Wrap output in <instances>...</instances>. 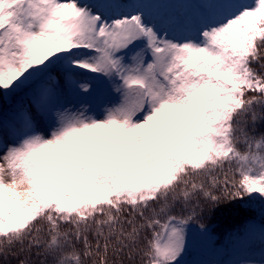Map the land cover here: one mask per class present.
<instances>
[{
  "label": "snow or ice",
  "instance_id": "snow-or-ice-1",
  "mask_svg": "<svg viewBox=\"0 0 264 264\" xmlns=\"http://www.w3.org/2000/svg\"><path fill=\"white\" fill-rule=\"evenodd\" d=\"M163 2L0 0V264H187L264 212V0Z\"/></svg>",
  "mask_w": 264,
  "mask_h": 264
},
{
  "label": "trees",
  "instance_id": "trees-1",
  "mask_svg": "<svg viewBox=\"0 0 264 264\" xmlns=\"http://www.w3.org/2000/svg\"><path fill=\"white\" fill-rule=\"evenodd\" d=\"M3 108L6 110L7 105ZM258 204H260L259 200L245 199V201L221 205L209 218H206L205 223L216 241V246L225 253L221 264H228L235 253L236 247H233L230 238L245 227H252L254 222L260 219ZM245 247L251 255L264 254V246L258 240Z\"/></svg>",
  "mask_w": 264,
  "mask_h": 264
},
{
  "label": "rangeland",
  "instance_id": "rangeland-1",
  "mask_svg": "<svg viewBox=\"0 0 264 264\" xmlns=\"http://www.w3.org/2000/svg\"><path fill=\"white\" fill-rule=\"evenodd\" d=\"M195 7V4H186L184 0H164L161 3V7L168 9H178L183 6ZM259 212L260 219L256 220L253 224V228H259L264 225V212H262L261 203L258 204L257 208ZM197 229H193V238L190 246V254L187 257V264H221L220 262L224 259L225 253L222 249L216 246V241H214V237L211 235V239H203L198 234ZM250 259L256 261L257 264L261 260H264V254L262 255H251L246 247L235 248V253L233 258L228 264H239L241 260Z\"/></svg>",
  "mask_w": 264,
  "mask_h": 264
},
{
  "label": "bare ground",
  "instance_id": "bare-ground-1",
  "mask_svg": "<svg viewBox=\"0 0 264 264\" xmlns=\"http://www.w3.org/2000/svg\"><path fill=\"white\" fill-rule=\"evenodd\" d=\"M183 7H188V6H185V5H184Z\"/></svg>",
  "mask_w": 264,
  "mask_h": 264
}]
</instances>
